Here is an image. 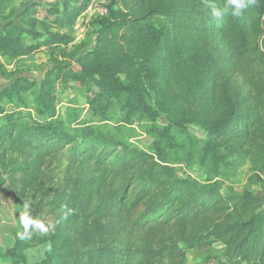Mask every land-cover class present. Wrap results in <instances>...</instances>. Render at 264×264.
Wrapping results in <instances>:
<instances>
[{
	"label": "trees",
	"instance_id": "16d2710c",
	"mask_svg": "<svg viewBox=\"0 0 264 264\" xmlns=\"http://www.w3.org/2000/svg\"><path fill=\"white\" fill-rule=\"evenodd\" d=\"M12 1L0 0V54L10 60L71 43L69 32L52 27H72L90 0L35 1L19 12ZM108 8L92 48L75 60L55 57L52 75L35 88L44 119L0 106V187L10 184L17 222L30 201L55 226L49 237L16 240L0 255L28 264L24 250L50 239L41 264H184L195 248L206 253L204 264H264V198L248 189L224 193L217 179L231 175V155L264 156V0L221 18L206 0H111ZM5 73L0 60V78ZM70 81L98 88L89 98L96 113L117 101L126 121L148 119L153 151L98 125L67 127L55 102ZM36 86L19 78L0 88V99H21ZM190 124L206 137L190 133ZM195 159L215 177L179 175L177 164ZM217 242L224 258L212 251Z\"/></svg>",
	"mask_w": 264,
	"mask_h": 264
},
{
	"label": "rangeland",
	"instance_id": "374dc122",
	"mask_svg": "<svg viewBox=\"0 0 264 264\" xmlns=\"http://www.w3.org/2000/svg\"><path fill=\"white\" fill-rule=\"evenodd\" d=\"M38 1L48 4L55 0H13L10 8L15 12L22 11L24 6ZM93 2V3H92ZM103 2L107 5L111 0H90L86 9L77 17L75 23L70 28L52 27V31L69 32L73 41L67 45H62L59 49L52 52V49L43 46L33 54L21 56L17 59L10 60L0 54V60L4 63L6 73L0 78V88L10 86L19 78H26L30 81L37 82V86L31 90H25L21 94V99L15 97L0 99V106L6 108V111H16L25 115H32L37 119H44L45 116L38 113L37 93L35 88L40 89L41 83L46 77H50V70L54 67V58L65 60H75L71 57L73 54L84 53L87 49L92 48L97 38L99 8ZM92 8L89 10V5ZM10 13V12H9ZM17 21V17H14ZM45 18L46 21L50 20ZM158 21L169 23L165 17H160ZM0 19V27L3 26ZM38 29L43 31L40 24ZM29 42H34L32 36H27ZM84 44L80 47V44ZM238 81L244 83L245 79L239 75ZM58 98L55 102V116L64 121L65 125L71 129L84 125H98L101 130L109 131L117 140L124 142L132 147H138L144 150L153 151L154 137L149 131L150 121L146 118L135 115L132 121H126L125 111L120 104L115 101L107 108H99L97 113L89 103V98L97 96L98 88L89 89L80 86L74 81L60 86L57 90ZM106 100H102L104 104ZM25 117V118H26ZM161 125H165L167 120L163 117L159 119ZM5 123V118L0 115V124ZM190 133L203 139L206 137L205 130L198 125L190 124L188 126ZM185 135L180 136L183 140ZM230 165L226 169L231 172L229 176H221L217 179L222 181V191H241L248 189L255 194L264 198V156L263 155H231L229 156ZM178 173L183 177L191 176L201 182L214 178V174L207 171V167L197 159L191 162H182L177 164ZM40 198V195L37 197ZM7 219L8 225H0V244L6 245L14 235L18 222L15 215V198L14 193L7 183L0 187V221ZM8 247L0 246V252H4ZM214 254L224 258L225 245L220 242L212 246ZM206 253L198 248L188 249L184 264H204ZM2 264H10V260H5L0 255Z\"/></svg>",
	"mask_w": 264,
	"mask_h": 264
},
{
	"label": "clouds",
	"instance_id": "9594fccd",
	"mask_svg": "<svg viewBox=\"0 0 264 264\" xmlns=\"http://www.w3.org/2000/svg\"><path fill=\"white\" fill-rule=\"evenodd\" d=\"M210 13L215 18L224 16L240 17L246 9L256 3V0H224L218 4L216 0H206ZM71 210L67 211L70 214ZM19 227L15 230L10 242L2 247H12L16 240L30 243L35 237L47 238L55 230V226L47 222L44 218L34 213L33 205L30 201H24L18 217ZM9 221L4 219L0 225H8ZM53 250L50 239H44L42 245H32L24 250L28 264H41V261ZM2 264V262H0Z\"/></svg>",
	"mask_w": 264,
	"mask_h": 264
},
{
	"label": "built area",
	"instance_id": "2783aa9c",
	"mask_svg": "<svg viewBox=\"0 0 264 264\" xmlns=\"http://www.w3.org/2000/svg\"><path fill=\"white\" fill-rule=\"evenodd\" d=\"M92 3L89 5V10L92 8ZM98 11H99V15H106L109 12L107 3L103 2Z\"/></svg>",
	"mask_w": 264,
	"mask_h": 264
}]
</instances>
